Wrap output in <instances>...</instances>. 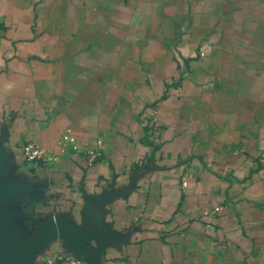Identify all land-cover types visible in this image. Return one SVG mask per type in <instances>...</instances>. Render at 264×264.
<instances>
[{
	"label": "crops",
	"instance_id": "obj_1",
	"mask_svg": "<svg viewBox=\"0 0 264 264\" xmlns=\"http://www.w3.org/2000/svg\"><path fill=\"white\" fill-rule=\"evenodd\" d=\"M55 247L264 264V0H0V264Z\"/></svg>",
	"mask_w": 264,
	"mask_h": 264
},
{
	"label": "built area",
	"instance_id": "obj_2",
	"mask_svg": "<svg viewBox=\"0 0 264 264\" xmlns=\"http://www.w3.org/2000/svg\"><path fill=\"white\" fill-rule=\"evenodd\" d=\"M59 143L61 145L68 144L69 149L72 152L81 155L85 159L87 165H93L98 160H104L103 153L105 149V144L103 141H98L95 147L82 146L77 142L76 137L71 133V131L66 128L62 131V135ZM21 152L24 161L27 163L38 161L43 165L50 166L52 163L57 162L59 158L57 154L45 151L44 149H42V147H40L38 144L32 141H27L23 143L21 147ZM183 184H184V177H181L180 179L181 188H183ZM55 204H56L55 206H57L58 203ZM220 210L221 207L216 206L209 211L210 212L209 220L206 223L207 228H213L215 226V215L219 213ZM57 217H58V212L55 211L52 214V220L54 221V223H56ZM33 264H88V263L87 261L84 260L83 256L68 254L62 252V250L59 249L58 247H55L48 255L40 257Z\"/></svg>",
	"mask_w": 264,
	"mask_h": 264
},
{
	"label": "water",
	"instance_id": "obj_3",
	"mask_svg": "<svg viewBox=\"0 0 264 264\" xmlns=\"http://www.w3.org/2000/svg\"><path fill=\"white\" fill-rule=\"evenodd\" d=\"M60 221H62V217H60V216L57 217L56 223H54V221L52 220V215L49 218V222L54 224L55 226H58L60 224ZM76 256H83L84 260L87 261L88 264H90V261L85 257V255L82 252L79 254H76Z\"/></svg>",
	"mask_w": 264,
	"mask_h": 264
}]
</instances>
